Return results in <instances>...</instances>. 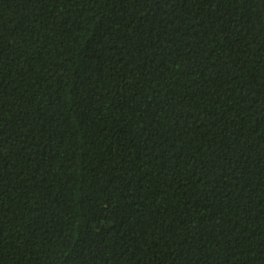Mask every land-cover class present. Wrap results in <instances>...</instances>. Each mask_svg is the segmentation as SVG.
<instances>
[{
  "label": "trees",
  "instance_id": "obj_1",
  "mask_svg": "<svg viewBox=\"0 0 264 264\" xmlns=\"http://www.w3.org/2000/svg\"><path fill=\"white\" fill-rule=\"evenodd\" d=\"M0 264H264V0H0Z\"/></svg>",
  "mask_w": 264,
  "mask_h": 264
}]
</instances>
